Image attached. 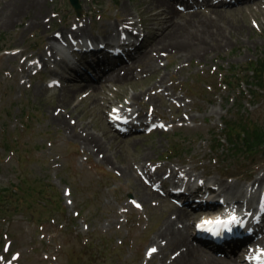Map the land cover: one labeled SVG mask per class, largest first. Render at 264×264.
<instances>
[{"label": "rangeland", "instance_id": "374dc122", "mask_svg": "<svg viewBox=\"0 0 264 264\" xmlns=\"http://www.w3.org/2000/svg\"><path fill=\"white\" fill-rule=\"evenodd\" d=\"M8 1L0 0V11ZM80 1L79 18L68 0H40L45 17L43 28L22 29L34 10L15 24L0 28V245L3 239L6 242L5 247H0V264L159 263L157 257H152L156 251L153 237L167 217L165 211L173 206L160 194L159 199L148 204L137 202L133 178L127 180L116 169L98 163L77 140L67 136L63 126L50 121L51 116L59 114L52 110L59 105L61 92L47 89L46 71L42 69L47 70L51 64L45 66L39 60L49 55V36H60L61 31L66 35L76 27L84 29L86 36H103L109 25H122L123 10H129L135 28L145 23L149 34H156L159 27L149 23L142 0ZM254 1L221 9L227 14L223 21L206 17L218 26L242 29L241 36L231 31L227 46H217L201 59L186 62L181 70L175 59L162 52V75L167 76L166 85L174 92L176 106H182L176 113L177 109L164 101L156 111L159 115L155 121L171 128L169 132H115L109 123L110 110L113 106L127 110L133 87L111 85L106 94L114 101L106 111L104 130L127 141L115 148L110 146L108 155L114 162L127 156L134 159L153 144L157 150L151 167L177 165L190 175L221 181L223 188L232 185L231 189L251 185L257 177L264 178L260 146L236 152L228 150L222 140L223 147H212L221 138L224 122L234 128L264 127V90L251 83L253 71L246 70L264 57V0ZM195 10L211 12L194 8L181 13ZM33 57L38 59L36 64L24 62V58ZM38 70L41 73L35 74ZM169 74L173 76L169 78ZM231 74L234 76L227 87L224 78ZM57 79L63 86L69 85L64 78ZM83 95L85 92L74 96L73 104ZM177 97L182 100L180 104ZM87 104L90 102L80 103L78 114L69 115V107L63 118L76 123L77 131L79 124L87 123L88 132L103 138L102 124ZM134 137L142 143L129 146ZM10 193L15 197L2 204ZM190 233H194V223Z\"/></svg>", "mask_w": 264, "mask_h": 264}, {"label": "bare ground", "instance_id": "6f19581e", "mask_svg": "<svg viewBox=\"0 0 264 264\" xmlns=\"http://www.w3.org/2000/svg\"><path fill=\"white\" fill-rule=\"evenodd\" d=\"M43 1L45 3V0ZM142 1L146 4L144 13L148 14L149 23L153 22L154 25L159 27L158 30L160 32L158 36L151 43L145 45L144 48L135 52L123 64L110 67L111 70H105L95 79L89 78L85 81L84 85L73 83L72 85L62 87L60 89V103L52 110L54 113L59 112V114L56 117L51 116L50 121L54 124L58 122L57 125L60 128L63 126L67 136L77 140L85 152L98 159V163H104L116 169L118 174L127 180L133 178L135 181L134 195L136 201L148 204L152 200L159 199V193L152 188V182L165 174H168V178H172L179 175L180 172H178L177 165L150 167V163L153 162H151L152 157L157 150L153 144L146 150H142L134 159H129L127 158L128 156L118 162H114L111 159V156L108 155L110 146H114L115 148L122 143L127 144V141L123 139L118 140V137L109 135L104 130L103 122L106 120V111L114 101V99L107 96L106 91L111 89V85L132 86L133 93L130 101L127 103V110H131L135 118L146 117L147 120L153 121L159 115L156 111L160 110V105L161 103H165L164 101H167L170 106L173 105L175 110L177 109L176 113H178L182 106H176L177 104L173 99L174 92L166 85L167 76L166 74L162 75L163 67L160 62L162 52L166 53L167 58L172 57L175 59L181 70L184 68L186 62H190L194 58L201 59L209 52L216 50L217 46L226 45L232 36L231 31L233 29V31H238L236 34L241 36L242 29H228L223 25H216L215 21L207 19L206 17L214 16L213 19L218 18V20L221 19L223 21L227 18L226 12L213 6L214 9L205 10L207 12L211 11L210 13L195 10L194 12L183 14L174 8L175 3H171L168 0ZM40 3V0H9L6 7L0 11V28H7L15 24L32 10H34L33 16L28 19L22 29L37 30L43 28L45 17L42 16V6ZM199 3H204V1ZM202 6L204 5L197 6V8ZM130 19L129 10H123L121 24L126 27H129L128 25L132 26L133 24L130 22ZM195 22L197 23L195 24ZM108 27L112 29L111 31L126 29L110 25ZM69 32L75 40L86 34L85 30L80 28L69 29ZM65 33L61 31L60 37L64 38ZM60 37L58 38L54 35L48 37L49 42H51L47 48L50 57L45 58L41 56V60L44 63L47 61L49 63L53 59L56 62L57 51L52 42H58ZM26 60L27 58L24 59V62ZM156 73L159 74L158 77L148 82L147 78H152ZM172 76L173 74H169V78ZM84 92L85 95L79 98L77 103L73 104V97ZM83 101L90 102V104H87L88 110H95V114L102 124L103 138L88 132L87 123L79 124L80 130L77 131L78 126H76V123L71 124L70 120L63 118L64 111L67 112L70 109L69 107H72L71 111L67 112L69 115L78 114L76 110H78L77 108L80 107V103ZM176 101L180 104L182 100L177 97ZM134 104L138 106L133 108ZM183 107H186V105H183ZM145 110L148 112H145ZM122 112L124 115L130 113L126 111ZM205 116H203V119ZM159 117L163 119L162 116ZM178 119L185 120L181 116H178ZM191 119L194 120L195 118L192 117ZM170 121L174 122V119L170 118ZM160 129H162L161 126H157L156 130L163 132ZM141 143L138 137H134L128 142L129 146H137ZM185 179L189 180V177L186 176ZM219 183L222 184L221 181ZM260 186H264L263 177L255 178L252 183L253 189ZM231 188L232 185H227L225 192L234 193L236 191V188ZM237 193L239 192L236 191ZM169 204L173 207L165 211L164 214H167V217L163 220L162 227L157 230L153 237L156 251L152 257L158 258V264H244V256L242 257V255L237 254L235 248L230 247L229 249L214 252L193 243L194 236L190 233V228L193 225L192 221L202 213H205V211H184L171 202ZM255 244L264 248V233L255 238ZM241 248L245 252V249L248 247Z\"/></svg>", "mask_w": 264, "mask_h": 264}, {"label": "trees", "instance_id": "16d2710c", "mask_svg": "<svg viewBox=\"0 0 264 264\" xmlns=\"http://www.w3.org/2000/svg\"><path fill=\"white\" fill-rule=\"evenodd\" d=\"M248 70L253 71V79L256 81L255 84L259 87H263L264 82V58L258 59V61L254 64L252 68L248 67ZM226 128H228L229 137L227 138V141L235 145V148L245 149L247 148L250 150L252 147L256 145H262L264 143V129L259 128L257 126L247 129L244 125H242L239 130H235L233 125L227 124ZM235 133V140L232 139V134ZM232 133V134H231ZM241 142V143H240ZM237 148V149H238ZM10 196L4 197L2 200V204H7L8 201H6L8 198L15 197V193H10ZM12 196V197H11ZM6 201V202H5ZM5 210V209H4ZM3 217L2 211L0 210V221ZM1 224V223H0ZM3 243V240H2ZM103 255V253H102Z\"/></svg>", "mask_w": 264, "mask_h": 264}, {"label": "water", "instance_id": "95a60500", "mask_svg": "<svg viewBox=\"0 0 264 264\" xmlns=\"http://www.w3.org/2000/svg\"><path fill=\"white\" fill-rule=\"evenodd\" d=\"M69 2L75 8V10L79 13L80 12V6L78 4V0H69ZM263 156H264V151H263Z\"/></svg>", "mask_w": 264, "mask_h": 264}, {"label": "snow or ice", "instance_id": "6c2138e0", "mask_svg": "<svg viewBox=\"0 0 264 264\" xmlns=\"http://www.w3.org/2000/svg\"><path fill=\"white\" fill-rule=\"evenodd\" d=\"M235 219H236L235 217L232 218L233 221H235Z\"/></svg>", "mask_w": 264, "mask_h": 264}]
</instances>
